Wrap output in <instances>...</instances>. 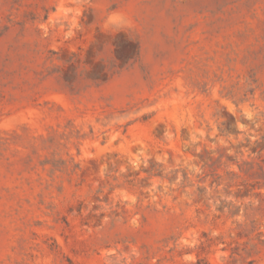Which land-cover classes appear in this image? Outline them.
Segmentation results:
<instances>
[{
    "label": "rangeland",
    "instance_id": "rangeland-1",
    "mask_svg": "<svg viewBox=\"0 0 264 264\" xmlns=\"http://www.w3.org/2000/svg\"><path fill=\"white\" fill-rule=\"evenodd\" d=\"M0 264H264V0H0Z\"/></svg>",
    "mask_w": 264,
    "mask_h": 264
},
{
    "label": "clouds",
    "instance_id": "clouds-1",
    "mask_svg": "<svg viewBox=\"0 0 264 264\" xmlns=\"http://www.w3.org/2000/svg\"><path fill=\"white\" fill-rule=\"evenodd\" d=\"M103 29L109 33H118L120 31L130 33L132 29V23L129 17L117 10L110 11L104 18H103ZM45 36L47 35V31L44 32ZM74 33L69 31L65 34V39H70Z\"/></svg>",
    "mask_w": 264,
    "mask_h": 264
}]
</instances>
